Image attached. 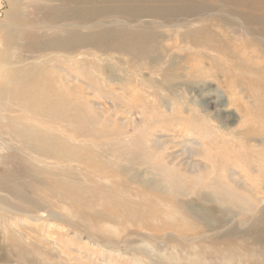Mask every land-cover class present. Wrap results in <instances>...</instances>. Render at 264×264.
I'll list each match as a JSON object with an SVG mask.
<instances>
[{
	"label": "rangeland",
	"instance_id": "1",
	"mask_svg": "<svg viewBox=\"0 0 264 264\" xmlns=\"http://www.w3.org/2000/svg\"><path fill=\"white\" fill-rule=\"evenodd\" d=\"M142 1L134 4V2L128 0H94L92 4H89L82 0H0V137L2 138L0 141V160L2 157L8 158L3 163L4 166L6 163L10 164L16 158L18 163H22L20 167L17 166L11 171L10 176L7 173H3L1 176L0 173V185L9 186V183L13 182L12 178L21 181L29 182L34 180L38 182L17 183L19 187H29L30 200H25L21 196L18 198L13 197L5 187L0 189V264H225V262H220L208 255L203 256L198 252L197 246L200 245L201 241L196 242L195 239L199 237L192 236L196 232H191L188 235L191 239H194L195 243L193 242V247L189 246L187 249L185 247L188 245L185 244L186 241L175 233L165 232L157 235L147 233L131 222L121 223L110 218L108 222L115 229L108 228V231H100L92 228V224L101 221L98 220V218H101L98 212L103 211L106 207L110 208L108 207L110 205L103 203L106 207L97 206L89 211L92 215H96L88 219H82L72 210L70 207L71 203L60 201L56 196L48 192L47 185L50 183H44L46 180L55 183L64 180L66 183L60 184L67 187H75L84 182V186L92 188L93 182H87L88 171L78 162L60 163L57 160H47L44 163L42 161H30L31 167L39 168L42 171L44 170V172L36 170L28 174L24 161L29 159V155H26L27 157L24 155L21 139L18 137L12 139L9 134L12 129L21 130L23 126L26 128L28 125L32 127L29 135L47 130L45 119L32 114H24L22 110L24 102L18 99L17 93L19 90L22 87L23 89L27 88L29 83L33 81L39 83L40 86L37 92L41 95L49 93V89L45 87V83L48 80H54L57 87H64L63 83L57 82L55 75L59 78H67L71 86L74 88L78 87L75 92L76 96L83 98L85 100L83 103H89L92 108V117L100 120L98 123H91L88 119L82 121V124L86 127L94 130L95 133L100 132L99 136L101 135L98 140L94 141L96 142L94 146H90L91 144L88 142L84 143L88 145L87 147L92 152L100 154L103 161L114 166L113 162L119 161L116 158L118 153L128 152L133 149L131 152L133 154L132 157L135 160L137 159L139 164H135L133 167L125 160L119 161L118 167L113 168V170L115 171V178H120V180H118V183H114L113 187L107 188L106 191L112 190L114 193H118L117 190H120V195L126 197L124 193L126 186L129 185L135 188L146 187L148 190L155 188L156 190L162 184L158 183L162 179L165 183L166 181L173 183V187L178 185L179 188H173L174 190L183 187V189H188L189 192L195 186L194 190L200 188L204 183L214 182L218 188L216 187V189L214 186L213 189L209 190H212L211 195H214V193L218 194L220 192L218 189L220 185V188H223V183L225 185L238 183L233 181V176L230 175L234 172L238 174V180L241 183L252 185L253 189L264 192V152H262L264 151V84H258V80L255 78L259 76V79H263L262 75L256 73L257 71L261 73L262 70L257 67L252 69L249 65H244V63L239 71L238 68H234V71H236V75L232 78L234 83L243 81L250 73L253 74L252 77L255 82L250 84L241 82L242 84L235 86V89H228L223 86V82L226 79L223 72H220L218 76L213 74V66L209 58L205 61L203 76L192 75L189 74V67L192 62H188L184 56H177L176 53H180L177 49H172L168 53L173 52L176 55V58L174 57L171 61L170 57L166 58L164 55L159 57L152 54L147 57H139L129 55L126 52H116L110 48L104 51L98 45L90 44L88 40L82 41L81 45L76 48L71 46V44L79 43V36L86 35L87 37L88 34H97L99 43H106L108 47H111L114 41H119L121 36V40L127 38L137 40L140 36L146 35L147 31L148 34L156 31L163 38L168 37L170 39L175 33H184L190 24H195L200 18V16L180 18L146 16L144 12L152 7L162 11L167 7H164L166 4L163 3L154 5L149 4L148 0ZM110 4L114 5L111 7ZM215 4L217 7L209 10L204 15L209 17L210 20L218 13L224 12V14H227V11L232 9L221 2ZM83 15L85 19L82 17ZM201 18L203 19L204 17ZM245 26L237 25L234 27L244 32ZM190 27L192 28V26ZM234 27L219 28L215 26L212 29H214L213 33L215 35L226 38L228 36L233 37L232 32L234 31L232 30ZM105 32L108 36L104 35L102 38L99 34ZM235 37L239 38L236 34ZM256 37L261 40L264 39L259 34ZM61 39H64L63 43L66 42L67 46L58 47L53 43ZM169 44V42H166L165 45ZM231 50L233 51L232 56L229 58L221 57L219 65L223 68L236 63L238 61L237 56L247 52L242 50V46L238 42L231 45ZM208 53L215 57L218 55L216 52L209 51ZM248 53H253V51L248 50ZM250 62L254 63L256 59L252 58ZM83 74L92 77L95 91L87 87L86 82L89 81L83 77ZM72 78L80 80V83L75 84ZM144 98L153 107L161 105L162 98L168 107L173 104L175 106L178 104L180 108L184 106L185 112L181 111L184 112L183 114L178 112L177 117H172L174 115L169 111L170 109L164 107L160 108L159 111L150 110L151 112L146 111L144 113L142 108L145 102ZM253 99L255 100L253 101ZM196 112L199 113L197 114ZM161 113L167 118L170 117L169 119L173 118L174 124L180 123L184 117V120L192 121L194 129H190L184 139L187 141L199 140L201 143L206 141L207 145H210V150H202L203 152L201 150L197 152L185 150L183 139L173 134L175 133L173 132L174 128H176L175 126H169V130L160 127L166 123L169 125L171 122L165 120L164 116L161 117ZM169 114L172 115L169 116ZM192 114L196 118L191 116ZM180 115H183L181 119ZM197 115H200L199 119ZM201 118L204 120H201ZM103 120L105 121L103 122ZM258 120L260 121L258 122ZM198 123L200 124L198 125ZM94 125L95 128L92 129ZM150 126L152 128H149ZM212 131L216 134L219 133L217 137L221 136L224 144L215 146L211 142L212 139L202 140L210 135ZM244 131L253 136L254 140L244 143L243 136L246 133ZM148 132H151V134L149 135ZM143 137H146V139L144 140ZM168 137L173 140L169 142L170 144L168 143ZM84 140H89V138ZM133 140L135 144H139L136 145V148H134ZM138 141H141V143H138ZM159 141L165 142L162 146L169 148L167 152L181 154L180 159L183 164L185 163L182 169L178 170V167L176 169L175 167H168L162 162V158L159 159L162 149H160L161 146L155 145ZM84 143L79 145L83 146ZM108 143L110 145L111 143L112 145L115 144L112 146L114 150H112L113 148L110 145L108 146ZM119 143L120 148L117 145ZM125 144L127 145L125 146ZM73 145L74 143H70L69 148L72 149ZM141 145L146 148H140ZM255 147H257L256 150ZM244 148L247 152L244 151ZM85 151L86 149L79 151V153L74 152L73 156L83 155ZM110 151L114 152L110 154ZM115 152L117 153L115 154ZM195 154L203 157L199 158L200 156L198 157L197 155L196 157L194 156ZM9 155L11 157L14 155V157L9 158ZM192 155L194 158H191L193 157ZM204 155H208V159ZM35 157L39 158L38 155ZM203 159L205 162L202 161ZM198 160H201L200 163L202 162L204 166L202 163L200 165L194 163ZM186 161L192 164L187 166ZM211 163L212 166H209ZM3 165L0 164V167H4ZM149 165L152 166L150 167ZM245 165L247 166L245 167ZM51 169L53 171L48 174ZM118 171H120L119 174L117 173ZM198 175L201 176L199 177ZM224 175H228L229 178ZM218 176L219 178H217ZM171 177H173V180H171ZM253 178L257 180H252ZM227 179L230 181H227ZM140 180L142 183H139ZM77 181L81 183H77ZM109 181V183H112V178H109ZM253 182L254 184H251ZM255 183L261 184V186L256 184L259 187H255ZM232 185L230 186L234 190L235 195L231 187L229 190L226 188V192L222 190L220 193L221 195L225 194L224 200L229 203H231V200L236 204L233 205L231 203L233 212H226L220 208V202L215 201V196H210L207 200H196L193 197L195 200L194 206L203 209L216 208L208 220L202 219L200 221L202 229L201 235H198L200 238L205 235L207 236L205 237L207 238L206 240L211 241L216 236L222 237L224 235L222 233H226L236 226H240L239 228L244 232L248 231L251 233L258 224L256 216L260 211L264 212V204L251 207V209L246 199L250 198V195H248L251 194L250 191L248 193L237 191V187ZM234 196L237 198H234ZM243 199L245 201H242ZM132 200L136 201L137 198L132 197ZM89 201L85 200L86 203ZM9 206H12V209ZM233 206H238V208ZM261 215L264 216L262 213ZM257 228L261 232L264 229V224ZM258 235L260 238L256 246H259L260 250L264 251V234ZM238 240L242 241L241 237ZM207 241H204L205 245L203 246L206 250L205 252L214 251L207 248ZM148 245L153 248L148 247Z\"/></svg>",
	"mask_w": 264,
	"mask_h": 264
},
{
	"label": "bare ground",
	"instance_id": "2",
	"mask_svg": "<svg viewBox=\"0 0 264 264\" xmlns=\"http://www.w3.org/2000/svg\"><path fill=\"white\" fill-rule=\"evenodd\" d=\"M82 1L88 2L89 4H92L94 0H82ZM96 1H103V0H96ZM128 1L134 2V4H135V3L140 2L142 0H128ZM147 2L149 4H154V5L159 4V3H161V4L163 3V4H166V5H164V7L166 6L167 8H165V10L162 11V10H159L155 7H152L149 10H146L144 12V15H146V16L147 15L148 16H156V17L161 16V17H165V18H167V17L168 18L169 17L170 18H177V17L180 18V17L200 16V18H199V21L196 22L195 24H190V26H192V28L189 26V27H187V30L184 33H178V34L175 33L174 35H172L170 37V39H168V37L163 38V36H161L160 33L156 32V31H154L150 34H148V31H147L146 35L140 36V38L137 40L132 39V38H127V39L121 40V37H122L121 36L119 38V41H114L113 45L111 47H108V45H106V43L105 44L99 43V39H98L97 34H96L97 36L94 34H88L87 37H86V35L79 36V38H80L79 43L71 44V46L76 48L77 46L81 45L82 41L88 40L90 42V44L98 45L100 47V49H102L104 51H106L110 48L111 50H115L116 52H126L129 55H133V56L147 57V56L153 54L156 56L158 55L160 57L161 55H164L166 58L170 57L171 61H172V59H174V57L176 58V55L179 57L184 56V57H186L188 62L189 61L192 62V65H190V67H189V70H190L189 74H192V75L195 74V75H198L200 77L203 76V71L205 70V68H204V65L206 63L205 61L209 58L212 62L211 65L213 66V74L215 76L216 75L218 76V74L220 72H223L224 77H226L225 81L223 82V86L227 87L228 89H235V86L242 84L241 82L248 83V84H250L251 82H255L254 78L252 77L253 76L252 73H250L248 75V77L246 76V78L243 81H236V83H234L232 81L233 76L236 75V71H234V68H238V71H239L243 67V63H244V65L245 64L249 65V67L252 69H253V67L254 68L257 67L260 70H262L261 73H258L260 71H257L256 73L258 75H262L263 79H259V76H256L255 78L258 80V82H257L258 84H264V39L261 40L260 38L256 37V35L259 34V35L263 36L262 38H264V0H148ZM220 2L224 3V5L232 8V9L230 11H227V14H224V12H220V13L214 15V18L212 20H210L209 17L204 16L205 13L209 12V10H212V9L217 7L215 3H220ZM110 5L112 7L114 4L113 5L110 4ZM131 6H133V5H131ZM130 9H131V7H130ZM112 10H114V9H112ZM110 14H111V12H110ZM82 17L84 18V15ZM201 17H204V18L202 19ZM237 25H241V26L246 25L245 26L246 29L244 30V32L239 31L236 27H234ZM215 26H217L219 28L234 27L232 30V31H234V32H232L233 37L228 36L225 38L223 36L215 35L213 33L214 29H212ZM255 26H256V28H254ZM120 27H122V26H120ZM90 30H92V29H90ZM109 33H110V31H109ZM235 34L240 39L236 38ZM99 35L102 38L104 37V35L108 36V34L106 32L101 33ZM10 36H11V34H10ZM248 37H250V38H248ZM10 39H11V37H10ZM63 40L64 39L56 40L53 43L58 47L67 46L66 42L63 43ZM166 42H169L170 44L166 46L165 45ZM237 42L239 43V45L242 46V50L247 51L246 54L242 53V54L238 55L237 56L238 61L236 63L231 64V65L227 66L226 68L225 67L223 68L221 65H219V62L221 61V59L223 57L229 58L230 56H232L233 51L231 50V45L237 44ZM84 44H86V43H84ZM81 48H82V46H81ZM172 49H177V51H179L180 53H176V55H174L173 52L168 54ZM248 50H252L253 53H248ZM209 51L214 52V53L216 52L218 54L217 57L208 53ZM101 54H104V53H101ZM252 58L253 59L255 58L256 62H254V63L250 62ZM55 76H56L57 82L60 81V83H63L64 87H57L56 86L57 84H55L54 80L53 81L48 80L45 83V87H47L49 89V93L46 95H41L40 93L37 92V89L40 86L39 83L36 81H33V82L29 83V85L27 87L28 89L26 87L23 89V87H22L19 90V92L17 93L18 99L22 100L24 102L23 109H22L23 113L24 114H32V115H35L39 118L43 117L45 119V124H46L47 130H43L41 132H37V133L29 135V132L32 131V127H31V125H28L26 128H24V126H23V128L21 130L12 129L10 131L11 133L9 134L12 139H16L17 137L21 139V141L23 143L22 151H24L25 156L29 155L28 156L29 159H25V161H24L25 168L27 169L28 174H31L33 171H36V170L38 172H44V170L42 171L39 168L31 167L29 164L30 161H42V162L45 161L46 162L47 160H57L60 163L78 162L85 167V170L88 171V174H87V177H88L87 180L88 181L87 182L88 183L93 182L92 188H88V187L83 185L84 182L82 184L76 185L75 187H67L66 185L60 184V183H66V181H64V180L62 182L60 181L59 183H55L53 181L46 180L44 183H50L49 185H47V190L50 194H52L53 196H56L60 201H66L69 204L71 203L70 207L72 208V210L77 215H79V217H81L82 219H88L91 216L96 215V214L92 215L89 212L92 209H94L95 207H97V206L106 207L104 204L110 205V206H108L110 208H107V207L104 209L102 208L103 211L98 212L99 217H101L100 219L98 218V220H101V221L98 223L92 224V228H94L96 230L108 231L109 230L108 228L115 229V227L112 226L111 224H109V222H108V219L112 218L113 220H115V221L118 220L121 223L131 222L132 224L137 225L141 230H143L147 233H154L156 235L161 234V233L163 234L165 232L175 233V234L181 236V238L184 241H186L185 244H188V245H186L185 247L187 249L189 246H192L193 242L195 243V241L196 242L201 241L200 245L197 246V250L200 254H202L203 256L208 255L209 257H212L214 259L216 258L220 262L221 261L223 263L225 262V264H237V263L238 264H264V251L260 250L259 246L258 247L256 246L257 241H259V238H260L258 234H264V229H262V231L259 232V229L257 228L261 224L262 225L264 224V216L261 215V213L264 214L263 211H260L258 213V215L256 216L258 224L253 228L251 233H249L248 231L244 232L239 228L240 226L239 227L236 226L235 228L227 231L226 233H222V235L224 234L222 237L216 236V237L212 238L211 241H207L206 240L207 238H205L207 236L204 235L201 238H200V236H198V235H201V233H202L200 221L202 219L208 220L209 217L213 214L214 209H216V208L210 207V209H207V208L203 209L201 207L193 205V203L195 201L193 199V197L196 200H200V199L201 200H207L208 197L215 196L214 197L215 201L220 202V204H219L220 208H222L226 212H233V210L231 209L232 208L231 203L233 205H236V204L231 200H230L231 203L224 200L223 197L225 194L223 193L221 195V193H220V192H222V190H223V192H226L225 191L226 188L229 190V188L231 187L230 185L233 184L234 187L235 186L237 187V189H236L237 191H243L244 193L245 192L248 193L250 191V193L252 195L248 194V195H250V198H246L249 202L247 204H249L250 208L251 207H257V206H259V204H262V205L264 204V199H263L264 192L262 193V192H259L258 189H253L252 185L249 186L244 182L241 183L238 180L239 179L237 176L238 174H235L234 172H232L233 174H230V175L233 176V178H232L233 181H237L238 183H235L236 185L234 183H232V184L228 183L227 184L228 186L225 185V183H223L222 184L223 188L221 189L220 188L221 185H220V187L218 189L220 191V192L218 191L219 195L216 193H214V195H211L212 190L211 191H209V190L211 188L212 189L214 188L215 183L212 182L214 184L213 185L209 180L208 181L211 184L209 182H208V184L204 183L200 186V188L194 190L196 187L195 186L192 189V191H190V192L186 188L183 189V187L178 189V190H176V189L174 190L173 188H179L178 185H177V187H173V185H174L173 183H168L167 181L165 183L164 180H162V179H160L158 182L159 184L160 183H162V184L159 185V187L156 190H155V188L152 190H148V189H146V187L145 188L144 187L135 188V187H130L128 185L124 189V193L126 194V197H123L120 195V190H117L118 193H114L112 190L106 191L107 188L113 187L112 185H115L114 183H118V180H120V178H117V179L115 178V171L113 170V168L118 167L119 161L125 160L130 166H133V167L135 164H139L137 159L135 160L134 157H132L133 154L131 152L133 151V149L132 150L130 149V151H128V152L125 151L123 153H118L117 154L118 156H116V158L119 161L116 160L118 162H115V163L113 162V164H115L114 166L103 161L101 159L100 154L92 152V150L89 147H87L88 145L84 142H88L89 144H91L90 146H94V144H96V142H94V141L98 140L101 135L99 136L100 132L95 133L94 130H91L90 128L86 127L84 124H82V121H85L86 119H88L91 123H98L100 120H97V118L92 117V115H91L92 108L89 106V103H83L85 100L83 98H78L76 96L75 92L78 90L77 86H76L77 88H74L73 86H71V84L67 78H64V77L59 78L57 75H55ZM83 77H85L89 81V82H86L87 87L90 89H93L95 91L93 84H92L94 82L92 77H90L88 75L85 76L84 74H83ZM251 77H252V79H251ZM72 80L75 84L80 83V80H78V79L72 78ZM98 83H100V82H98ZM242 87L244 88V86H242ZM246 88L249 89L248 87H246ZM250 88H252V87H250ZM248 93H250V92H248ZM253 98H254V96H253ZM144 100H145V102L143 103L144 106H142L144 113H146V111L148 112L150 110L159 111L160 108H164V107L166 108L167 107V109H170L169 111H171L173 113L174 116H172V117H177L178 112L185 110L184 106H182V108H180L178 104H176V106H175V104H173V105H171V107H168L167 103L162 98H161V102H160L161 105H159L157 107L156 106L153 107L152 105H150L146 98H144ZM162 100H163V102H162ZM201 100H203V99H201ZM254 100L255 99H253V101ZM76 106H78V107H76ZM251 108L253 109V107H251ZM246 109H248V108H246ZM184 112H181V113L183 114ZM240 112H241V110H240ZM261 112H262V110H261ZM193 114H194V112H193ZM193 114L191 116H194ZM244 114H245V112H244ZM155 115H157V114L155 113ZM170 115H172V114H169V116ZM163 116H164L165 120L171 121V122L169 125L166 123L160 127L162 129L169 130V128H170L169 126H173V127L175 126L176 128H174V130H173V132H175V133H173V134H176V135H178V138L183 139L182 141L185 142V144H184L185 150H187V151L189 150V152L190 151H196L197 152L200 150H201V152H203L202 150H206V149L208 151L210 150L209 149L210 145H207L208 143H206V141L204 143H201L199 140L198 141H196V140L195 141H190V140L187 141L184 139L185 136L189 133V130L194 129V127L192 125V121L184 120L185 117L182 120L181 118L183 117V115H180V119H181L180 123L174 124L173 118L169 119L170 118L169 116H168L169 118H167V117H165L164 114L161 113V117H163ZM199 117H200V115L197 118L199 119ZM254 118H252V119L254 120ZM164 119H163V122H164ZM191 119H193V118H191ZM204 119L201 118V120H204ZM247 119H248V117H247ZM104 121L105 120H103V122ZM259 121L260 120H258V122ZM251 122H253V121H251ZM196 124H197V122H196ZM199 124L200 123H198V125ZM256 124H258V123H256ZM262 127H263V125H262ZM94 128H95V125L92 129H94ZM149 128H152V127L150 126ZM155 128H156V126H155ZM203 129H205V128H203ZM213 131H214V129H213ZM213 131L210 135H208L207 137H204V139H202V140L204 141V140H211L212 139L211 142L213 144H215V146H219L222 143L224 144V142L222 140L223 138L221 136L217 137V134H219V133L216 134ZM195 132H197V131H195ZM245 132L246 131H244V133ZM155 133H157V132H155ZM111 134H113V133H111ZM150 134H151V132L149 133V135ZM256 134H254V135H256ZM200 137H199V139L201 140L202 137L201 138ZM87 138H89V140H84ZM135 138H136V136H135ZM156 138H159V137H156ZM143 139L145 140L146 137L145 138L143 137ZM169 139H168V143L173 141V140H171V139L169 140ZM1 140H2V138L0 137V141ZM134 140H138V139H134ZM134 140L132 141L133 143H134ZM243 140H244V143H249V142L253 141L254 138H253V136L247 134V132H246L245 135L243 136ZM115 141H117V140H115ZM120 141H121V139H120ZM156 142H157V139H156ZM208 142H210V141H208ZM211 142L209 144H211ZM70 143H74V145L72 146V149L69 148ZM80 143H84V145L80 146L79 145ZM138 143H141V141H138ZM163 143H165V142L159 141L158 143L155 144L158 147L161 146L160 149H162L161 155H160L161 157L158 156L159 159L162 158V160H163L162 162L164 164L168 165V167H173V168L175 167V169H176V167H178V170L182 169L183 165L185 163L183 164V162L180 159L181 154H177V153L175 154V153L167 152L169 150V148H164L166 146L163 147L162 146ZM168 143H167V145H168ZM145 144H147V143H145ZM145 144H143V145H145ZM109 145L110 144L108 143V146ZM114 145L115 144L112 145V143H111L110 147H112ZM117 145L119 147L120 143ZM126 145L127 144H125V146ZM136 145H139V144L134 143V146H135L134 148H136ZM143 145H141L140 148L145 147ZM230 146H229V148H230ZM129 147H131V146L129 145ZM137 147H139V146H137ZM211 147H213V146H211ZM112 148L111 149L114 150V147H112ZM252 148H254V147H252ZM256 148L257 147H255V150H256ZM260 148H258V149L260 150ZM85 149L87 152L85 151V153H83V155L79 154V155L73 156L74 152L79 153V151L85 150ZM122 149H120V150H122ZM128 150H129V148H128ZM123 151H124V149H123ZM244 151H246L245 148H244ZM113 152L110 151V154ZM252 152H253V150H252ZM262 152H264V151H262ZM116 153L117 152H115V154ZM12 154H14V153H12ZM226 154H227V152H226ZM36 155H38L39 158H36L35 157ZM135 155H136V152H135ZM196 155L197 154H195L194 156H196ZM263 155H264V153H263ZM194 156L191 158H194ZM197 156L199 157L200 155L198 154ZM207 156L208 155H204V157L206 159H208ZM210 156H212V155H210ZM8 157L13 158L14 155H13V157H11L10 155ZM201 157H203V156H200L199 158H201ZM154 158H156V157H154ZM210 158H213V157H210ZM7 159L8 158H6V157L5 158L2 157L0 160V164L3 165V163ZM218 160H220V159H218ZM223 160H224V158H223ZM22 161H23V159H22ZM200 161L198 160L194 163L197 165L198 164L200 165L202 163V162L200 163ZM202 161H204V159ZM208 162H209V160H208ZM44 163H41V164H44ZM143 164H146V163H143ZM190 164H192V163L189 161L188 162L186 161L187 166ZM218 164H219V162H218ZM233 164H234V162H233ZM21 165H22V163L17 162V158L12 160L10 164L6 163L5 166L3 165L4 167H2V168L0 167L1 176L3 173H7L10 176L11 171L14 170L15 167H17V166L20 167ZM247 165H245V167ZM203 166H204V164H203ZM205 166H207V165H205ZM209 166H212V163ZM257 166H258V164H257ZM240 167H238V168H240ZM22 168H24V167H22ZM127 168H129V167H127ZM217 168H218V165H217ZM248 168H250V167H248ZM1 169H2V172H1ZM247 170H249V169H247ZM51 171H53V169L48 171V174L51 173ZM181 171H180V173H181ZM203 171H204V169H203ZM214 171H215V169H214ZM259 171H260V169H259ZM245 172H247V171H245ZM117 173L119 174L120 171H118ZM167 174H168V172H167ZM203 174H204V172H203ZM241 175H243V174H241ZM93 176H94V178H93ZM198 176L200 177L201 175H198ZM224 176L228 177V175H224ZM260 177H261V175H260ZM109 178H112V183H109L110 182ZM171 178H172L171 180H173V177H171ZM207 178H208V176H207ZM217 178H219V176ZM256 178H257V176H256ZM12 179H13V182L9 183V186L0 185V189L5 187L11 193V195L13 197L18 198L19 196H21L25 200L26 199L30 200L29 199V193H30L29 187H27V186L26 187H19L17 185V183H38V182L34 181V180H30L28 182V181H24V180L21 181L19 179L15 180V178H12ZM167 179H168V177H167ZM193 179H196V178H193ZM252 180H257V179L253 178ZM102 181H104V182L101 183ZM227 181H230V180L227 179ZM243 181H244V179H243ZM97 182H99V183H97ZM77 183H81V182L77 181ZM139 183H142V181L140 180ZM251 184H254V182ZM256 184H258V183H255V185ZM259 186H261V184ZM259 186L256 185L255 187H259ZM216 187L218 188L217 184H216L215 188ZM231 189H232V187H231ZM260 190H261V188H260ZM237 191H236V193H237ZM213 192H215V191H213ZM216 192H217V190H216ZM239 193H241V192H239ZM233 194H234V190H233ZM239 195H241V194H239ZM245 195H247V194H245ZM132 197H136L137 200L133 201ZM237 197H238V195H237ZM237 197L234 196V198H237ZM89 199H90V201H89ZM226 199H227V197H226ZM244 199L242 201H245ZM85 200H88L89 202L86 203ZM237 201L239 202V200H237ZM245 205H246V203H245ZM9 207L12 209V206H9ZM234 208H238V206L234 207ZM247 210H250V209H247ZM250 213H253V212H250ZM247 221H248V219H247ZM198 231H201V232H198ZM191 232H196L192 236L199 237V238L195 239V241H194V239H191L188 236ZM240 237H241L242 241L238 240ZM204 241L205 242L207 241V244H208L207 248L212 249L214 251L205 252L206 250L203 247L205 245ZM187 242H189V243H187ZM220 244H222V245H220ZM248 244H250L251 246ZM148 247L153 248L151 245H148ZM199 253H198V255H200Z\"/></svg>",
	"mask_w": 264,
	"mask_h": 264
}]
</instances>
